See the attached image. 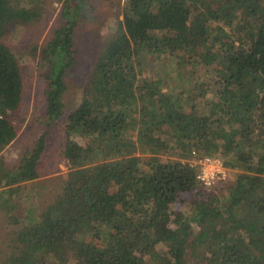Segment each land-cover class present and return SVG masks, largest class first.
Returning <instances> with one entry per match:
<instances>
[{
    "label": "trees",
    "instance_id": "1",
    "mask_svg": "<svg viewBox=\"0 0 264 264\" xmlns=\"http://www.w3.org/2000/svg\"><path fill=\"white\" fill-rule=\"evenodd\" d=\"M60 1L52 35L34 48L46 124L65 114L88 4ZM121 14L62 120L68 171L23 220L14 196L39 177L49 130L15 165L0 158V208L21 223L0 264H264V0H126ZM42 16L0 0V153L17 135L24 88L3 36ZM204 156L227 169L210 187L196 179Z\"/></svg>",
    "mask_w": 264,
    "mask_h": 264
},
{
    "label": "rangeland",
    "instance_id": "2",
    "mask_svg": "<svg viewBox=\"0 0 264 264\" xmlns=\"http://www.w3.org/2000/svg\"><path fill=\"white\" fill-rule=\"evenodd\" d=\"M27 6H41L43 16L36 22L14 23L5 30L3 39L16 52L23 78V99L20 107L12 112L11 120L18 126L16 137L2 150L0 158L4 166L11 167L18 162L24 149L33 143L34 137L42 130H49L46 138L45 152L38 163L39 177L21 185L14 196L13 213L20 220L26 217L29 210L36 205L47 202L58 190L60 179L68 171L67 162L60 157V148L64 141L62 120L81 100L82 85L90 71L100 47L110 35L115 22L122 17V5L126 0H88L83 15L74 30L75 62L65 77L67 89L63 95L65 114L56 123L46 124L43 121L45 108L44 80L38 70V49L52 35L58 24L62 2L60 0H23ZM73 3V2H72ZM35 52V53H32ZM156 69L160 70L162 65ZM148 74V73H147ZM177 78L181 75L176 73ZM174 92L171 85L164 87ZM222 162V161H221ZM41 198H38V194ZM34 211V210H32ZM34 213V212H33ZM21 223L13 222L0 208V249L4 248L12 232ZM193 229L196 227L193 225ZM1 256V255H0ZM67 264H76L70 259Z\"/></svg>",
    "mask_w": 264,
    "mask_h": 264
},
{
    "label": "built area",
    "instance_id": "3",
    "mask_svg": "<svg viewBox=\"0 0 264 264\" xmlns=\"http://www.w3.org/2000/svg\"><path fill=\"white\" fill-rule=\"evenodd\" d=\"M195 163L198 166L196 179L204 187H210L227 176V169L218 158L204 156L195 159Z\"/></svg>",
    "mask_w": 264,
    "mask_h": 264
}]
</instances>
